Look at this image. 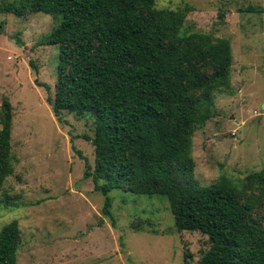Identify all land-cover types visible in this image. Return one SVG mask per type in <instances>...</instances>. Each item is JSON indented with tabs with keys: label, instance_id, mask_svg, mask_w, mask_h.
<instances>
[{
	"label": "trees",
	"instance_id": "1",
	"mask_svg": "<svg viewBox=\"0 0 264 264\" xmlns=\"http://www.w3.org/2000/svg\"><path fill=\"white\" fill-rule=\"evenodd\" d=\"M191 10L189 4L158 8L156 0L0 5V13L44 12L58 21L41 39L60 47L55 93L48 101L60 122L66 112L93 119L94 135L84 137L95 147V165L84 158L86 176L106 197L105 215L112 216L114 189L161 195L179 231L208 236V250L196 263L186 252V264H264V169L250 173L241 186L226 178L201 185L193 178L194 133L214 117L213 95L231 86L233 51L228 39L183 30ZM37 83L51 93L48 83ZM3 105L0 100V191L14 174L16 158L13 105L7 99ZM21 244L14 220L0 231V264H18Z\"/></svg>",
	"mask_w": 264,
	"mask_h": 264
},
{
	"label": "rangeland",
	"instance_id": "2",
	"mask_svg": "<svg viewBox=\"0 0 264 264\" xmlns=\"http://www.w3.org/2000/svg\"><path fill=\"white\" fill-rule=\"evenodd\" d=\"M19 0H0V5ZM192 6L183 30L228 39L231 86L213 95L214 117L193 138V178L211 185L222 178L241 186L264 169V0H156L158 8ZM58 21L44 12L0 13V100L13 105L14 174L0 191V231L18 220V264H186L208 250V236L179 231L167 197L114 189L112 216L105 195L86 176L95 165L89 114L55 116L59 45L41 44ZM18 36L23 45L17 42ZM34 62L35 66L32 65ZM48 83L51 93L37 82ZM136 223V226L134 225Z\"/></svg>",
	"mask_w": 264,
	"mask_h": 264
},
{
	"label": "water",
	"instance_id": "3",
	"mask_svg": "<svg viewBox=\"0 0 264 264\" xmlns=\"http://www.w3.org/2000/svg\"><path fill=\"white\" fill-rule=\"evenodd\" d=\"M262 108H264V103H263V106H262Z\"/></svg>",
	"mask_w": 264,
	"mask_h": 264
}]
</instances>
